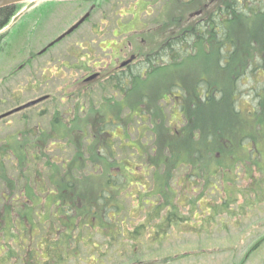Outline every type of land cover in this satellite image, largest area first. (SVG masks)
<instances>
[{
	"label": "trees",
	"instance_id": "16d2710c",
	"mask_svg": "<svg viewBox=\"0 0 264 264\" xmlns=\"http://www.w3.org/2000/svg\"><path fill=\"white\" fill-rule=\"evenodd\" d=\"M167 5V19L158 20L146 36L149 49L140 69L130 82L112 84L124 96L107 98L110 115L98 113L101 105L76 103L69 114L54 110L47 127L41 122L24 125L0 138V264H64L76 258L79 252L71 250V245L81 243L86 228L92 236H106L107 246H115L135 220L134 212L122 217L126 199L135 198L134 211L145 214L141 224L130 230L133 241L149 226L158 229L154 235H167L181 224L188 228L191 218L214 224L226 217L241 221L256 208L252 201L264 197V123L257 122L262 130L259 135L234 127L244 113L264 114V53L248 55L241 42L264 37V0H167ZM0 13L7 16L10 11L1 9ZM182 16L185 23L181 26ZM238 29L243 32L240 37ZM203 56L215 62L213 69L217 65L218 72L227 74L228 87L208 75L194 77L191 87L170 83L158 105L169 127L160 134L152 128L155 145H148L141 127L144 119L150 120L153 105L146 103V115L132 107L122 117L115 107L122 110L135 86L156 71L174 70ZM164 104L178 108L176 122L187 117L190 122L173 128L174 113L167 115ZM95 110L96 124L88 127V117ZM132 127L139 129V138L132 137ZM64 142L74 147L73 154L66 160L63 156L55 159L49 146ZM212 144L223 149H218L215 158ZM238 146L242 150L236 152ZM225 162L238 164L240 170L226 171ZM181 169H186L183 183L200 180L191 194L184 196L175 188L166 191L164 183L156 188L158 180ZM240 180L241 184H234ZM83 187L96 190L95 195L85 197L79 192ZM166 192L171 195L167 200L173 199L168 205L147 197L159 195L160 199ZM35 236L43 242L41 246L38 240L33 245Z\"/></svg>",
	"mask_w": 264,
	"mask_h": 264
},
{
	"label": "rangeland",
	"instance_id": "374dc122",
	"mask_svg": "<svg viewBox=\"0 0 264 264\" xmlns=\"http://www.w3.org/2000/svg\"><path fill=\"white\" fill-rule=\"evenodd\" d=\"M166 1L98 0L96 2L98 6L93 11L90 19L75 33L49 49L42 57L36 58L37 60L29 64L27 68L15 74L21 64L29 59L31 54H37V51L54 40L83 12L87 11L91 6V2L70 1L50 3L49 7H53L54 11L42 19L39 24H33L30 19L38 15V11L43 4L31 9L28 17L30 19L26 18L24 24L23 22L21 23L23 24L22 29L17 33L14 32L15 35H13L14 33L12 35L8 33V36L0 42V115L41 95L50 93L52 97L33 108L14 115H8L4 120H0V138L24 127L26 124L31 126L36 125L37 122H41L42 126L47 127L50 123V114L54 110L59 109L61 112L68 113L67 110L73 109L76 103L86 104L89 107L90 103L98 106L104 101L105 105L99 106L98 113L104 117L110 115L109 103L111 101L107 100V98L114 91L109 87V83L106 81L102 83L98 80L87 83L82 87L80 84H68L64 78L69 76L71 82L73 79L81 77L92 69L103 66L105 68L102 69H106L113 59L114 47L109 44V41L110 39H114L112 29L117 26V19L122 24L134 19V12H136L139 13L140 22L147 23L149 30L151 27L155 29L159 24L158 21L155 22L156 15L164 9ZM136 3H139V5ZM179 5L181 6L179 11L182 13L183 5L181 3ZM167 6L166 4L165 9ZM182 18L181 26L185 23V16H182ZM94 27L96 28V33L92 30ZM146 29L143 30L140 36L145 39H147L146 36H148L149 32ZM241 29H238L237 32L239 37L243 33ZM163 30V28L159 30V36ZM122 38L123 35L118 37L121 40ZM130 39L134 41L135 37L132 36ZM253 40L242 39L244 53L248 55L252 52L258 54L264 53V37L261 40L258 37L256 40ZM2 43L4 44L2 45ZM89 48H91L92 52ZM79 53H84L82 61L78 60ZM204 58L206 57L194 59L174 70L165 69L156 71L150 77L145 78V80L135 86V94H133L130 102H126L122 110L119 106L115 107L118 116L122 117L126 115V113L131 111L132 107L146 115V103L152 104L153 106L150 108L153 112L151 113L150 120L153 121L156 127H153V123L148 118L144 119V122L149 120L147 121L148 129L144 132V141L149 139L148 145H155L153 129L158 130L160 134L163 131L167 132L169 127L168 123L164 121L166 120L165 116L158 105L163 101L170 83L175 82L178 86L184 84L191 87L194 77L208 75L218 84H226L228 87L229 79L227 74L222 71L221 73L218 72L219 68L217 65L213 69L212 66L215 62L209 58ZM63 61L67 62L66 66L68 68L66 70L68 74L60 71L64 64L62 63ZM95 63L96 67L94 66ZM191 75H193L192 78ZM81 88L84 91H80ZM117 96V99L123 97V95ZM62 97H64V100H62ZM164 106L167 110V115L168 113L169 115L172 112L174 113L172 121L175 124H171L173 128H184L185 124L190 122L189 117L182 123L176 122L177 118H180L178 116V108L171 104H164ZM41 111L47 114L43 116L37 115ZM25 116L27 119L24 120L23 117ZM134 118L140 119L137 115ZM230 119L232 122V118ZM237 119H239V124L234 125V127L239 126L244 132L257 133V135L262 132L257 122L264 123V114L256 117L244 113L242 114V118L237 117ZM246 119L251 120L253 124L257 125L254 126L251 122L245 121ZM88 121V127L96 124V110L91 112ZM86 132L89 133L90 131ZM132 132L134 139L139 138V132L134 130L133 127ZM118 134L121 133L118 132ZM159 137L161 136L159 135ZM115 140L116 142H114L118 144L119 139ZM262 140L261 138L257 142H262ZM159 145L162 148L163 140H161ZM49 148L51 150L50 154L56 155L55 159L58 160L62 156L66 160L68 155L73 154L74 149V147H70L65 142L58 145H50ZM239 148H236V152L242 150V147ZM218 149L223 151L220 146L212 144L211 153L214 155V158L217 155ZM176 160L179 159H172V161ZM213 165L211 164L208 168ZM222 165L225 170L226 166L228 167L226 171L232 170L236 172L240 170V168L237 169L238 164L236 165L234 162L228 165L225 162ZM186 169H181V172H179L180 170H176L172 175L171 173L165 175L164 179L158 180L159 186L155 187H162V183H164L166 191L167 189L175 188L178 193H183L184 196L191 194L199 179L193 180V183H183L181 177L185 175ZM90 170L91 167L88 168V171ZM74 171L78 172V170ZM241 183L242 181L240 180V182L237 181L234 184L239 185ZM183 184L185 185L182 186ZM83 190L81 189L79 192L82 195L87 194L85 197H92L96 192V190ZM166 194L167 196H160V199L159 195L153 196L149 194L147 197H150L151 199L149 200L151 201L156 198L166 205L173 203V199L167 200L171 195L167 192ZM126 202V208L122 217H129V213L133 214L134 212L133 219L135 220H132L128 225L129 227L124 230V236L121 237L123 240L115 243V246H107L106 236L104 237L96 233L92 236V234H88L90 229L86 228L83 231L81 243H72L71 245V250L77 249V252H79L75 254L77 255L75 256L76 258L72 257L64 264H137L142 259H147L144 261V264H264V197L252 201L256 208H252L251 211L245 213L241 221L232 222L229 217H226V219L214 224L207 221L193 222L192 220L196 219L191 218L190 221L192 222L189 221L188 228L183 227L186 224H181L183 226H175L169 230L168 234L166 233L167 235L163 234V236H160L153 235L157 234L158 229L149 226V229H146L142 235L133 241L129 236L130 230L141 224V220L145 218V214L141 216L140 213L134 211L137 207V200L135 198L126 199ZM182 211H185L184 208H182ZM189 215H195V213L190 212ZM35 237L38 238L37 236ZM36 238L32 242L33 245L38 240L41 246L43 242L40 238ZM96 245L98 248H96Z\"/></svg>",
	"mask_w": 264,
	"mask_h": 264
},
{
	"label": "flooded vegetation",
	"instance_id": "af4514ba",
	"mask_svg": "<svg viewBox=\"0 0 264 264\" xmlns=\"http://www.w3.org/2000/svg\"><path fill=\"white\" fill-rule=\"evenodd\" d=\"M91 2V6L89 10L86 12L90 11L91 16L93 14V11L97 8L98 4L96 3V0H85L81 2ZM139 5V3H136ZM25 7V6H24ZM22 5H11V6H6L1 9H8L10 13L7 16H3L0 13V42L7 37L8 33L9 35L13 34L14 32H18L20 30L19 25H20V20L14 21V17L21 12ZM14 11V13H13ZM40 15L43 16V14H46L47 16L49 13L52 14L51 8H49L47 5L44 6V9L38 11ZM85 12V13H86ZM13 13V14H12ZM84 12L81 14L83 15ZM138 14V15H137ZM148 14V12H147ZM24 15V14H23ZM150 15V13L148 14ZM161 15V13H160ZM46 16V17H47ZM178 16V15H176ZM39 19L41 20L42 17H32L31 22L37 24L39 23ZM119 19H117V26L112 29V34L114 36V39H110L109 44L113 45L114 50H113V56L110 65H107L106 69L104 66L101 68H95L90 70L88 73H84L81 77L77 79H73L71 82L69 80V76H66L64 80L66 83H73V84H80L82 87L83 85L87 83L94 82L98 79H104V80H121V82L125 81L126 83L130 82L132 75L140 69V64L142 63V60L145 57V54L147 53V50L149 49V45L147 46L146 39L143 37H140L143 30H145L148 26L147 23L140 22L139 19V13L134 12V19H131L129 21H126L124 23H119ZM96 33V28L94 27L92 29ZM146 30H149L147 28ZM153 30V27L150 28L149 31ZM99 32V31H97ZM14 33V34H15ZM106 33V32H105ZM120 35H123L122 40L118 39ZM135 37V40H131L128 37ZM4 43H2L3 45ZM80 46V45H78ZM116 48V49H115ZM90 51L92 52L91 48H89ZM49 50V49H48ZM47 53V52H46ZM39 55H41L38 52ZM83 54L79 53L78 60L82 61L83 60ZM31 59L37 60L36 56H32ZM33 60V61H34ZM64 63L63 66L61 67V72L64 74H68V71L66 70L68 67L66 66L67 62H62ZM142 65V64H141ZM96 67V63L94 65ZM140 66V67H139ZM26 65H21L19 69L17 70L16 73L20 72L22 69H24ZM74 68V67H73ZM65 69V70H64ZM93 76V79H92ZM83 90L82 88L80 91Z\"/></svg>",
	"mask_w": 264,
	"mask_h": 264
},
{
	"label": "water",
	"instance_id": "95a60500",
	"mask_svg": "<svg viewBox=\"0 0 264 264\" xmlns=\"http://www.w3.org/2000/svg\"><path fill=\"white\" fill-rule=\"evenodd\" d=\"M26 1H31V3L28 5V7L32 6L37 0H0V8L6 7V6H10V5H14L17 3H21V2H26ZM89 16V13L86 14L77 24H75L73 27H71L64 35H62L61 37H59L57 40H60L61 38H63L66 34L71 33L76 27H78L87 17ZM19 17V16H18ZM17 17V18H18ZM45 97H41L39 99L30 101L24 105H21L3 115L0 116V118H3L5 116H8L9 114H12L14 112H17L19 110H22L24 108L30 107L40 101H42Z\"/></svg>",
	"mask_w": 264,
	"mask_h": 264
}]
</instances>
